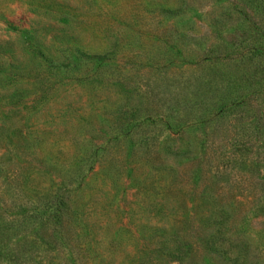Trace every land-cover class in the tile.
Returning <instances> with one entry per match:
<instances>
[{
  "label": "rangeland",
  "instance_id": "obj_1",
  "mask_svg": "<svg viewBox=\"0 0 264 264\" xmlns=\"http://www.w3.org/2000/svg\"><path fill=\"white\" fill-rule=\"evenodd\" d=\"M254 25L264 0H0V264H264Z\"/></svg>",
  "mask_w": 264,
  "mask_h": 264
},
{
  "label": "trees",
  "instance_id": "obj_2",
  "mask_svg": "<svg viewBox=\"0 0 264 264\" xmlns=\"http://www.w3.org/2000/svg\"><path fill=\"white\" fill-rule=\"evenodd\" d=\"M255 30L257 31L256 35L260 38L257 40V38L255 37L254 39V45L256 48V43L260 46V49L264 50V34L261 33L260 29L258 27H256V25H254ZM255 48H250V49H246L247 53H250L251 51L255 50ZM259 49V48H258ZM82 55V53H81ZM84 56V55H83ZM90 58L98 60V61H103L105 59H108V56L104 55H91ZM61 67V66H60ZM60 67H55L54 66V73L52 74V79H55V77L57 76L56 72H61L62 74H65L66 69H67V65L62 68ZM53 70V69H52ZM66 93L68 92L67 89ZM237 104V103H236ZM63 148H58L56 150V154L58 155V159H62L65 157V155L63 154ZM1 165H0V169H1ZM60 186V185H59ZM50 187H54V186H50ZM38 188V187H37ZM59 188L57 187L56 190H52L53 194L55 195L54 200L48 202L46 205H44L42 208H33V212L38 214V218L39 220H43V222H47V220L49 219H54L55 221H57L58 224L61 223V218L59 219V210H60V206L62 204V192H60V190H58ZM58 191V193H57ZM49 190H47V193L49 194ZM27 214L22 213V216H25ZM58 215V216H57Z\"/></svg>",
  "mask_w": 264,
  "mask_h": 264
}]
</instances>
